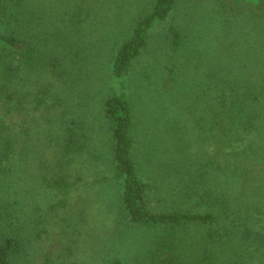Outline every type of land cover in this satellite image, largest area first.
Wrapping results in <instances>:
<instances>
[{"label": "trees", "instance_id": "1", "mask_svg": "<svg viewBox=\"0 0 264 264\" xmlns=\"http://www.w3.org/2000/svg\"><path fill=\"white\" fill-rule=\"evenodd\" d=\"M94 214L151 234L135 264H264V0H0V264Z\"/></svg>", "mask_w": 264, "mask_h": 264}, {"label": "rangeland", "instance_id": "2", "mask_svg": "<svg viewBox=\"0 0 264 264\" xmlns=\"http://www.w3.org/2000/svg\"><path fill=\"white\" fill-rule=\"evenodd\" d=\"M159 31L160 26H156L153 31L154 39L159 38ZM144 64L146 62L142 61L138 63L137 68L141 70V65ZM124 82L127 93L135 103L138 114V125L141 130V133L139 132L140 138L145 140V142L150 139L157 140L159 143L158 148L161 149L163 139L167 136L163 131L164 126L160 120L161 110L164 107L162 99L160 100L158 95L150 96L152 95L150 92L147 94V84L142 80H138L136 76L135 79H126ZM162 98L167 102L170 96L165 99L163 95ZM155 126L158 128L155 129ZM143 148L149 149L144 144L142 151H140L142 155L145 154V152L143 153ZM91 212H94V209ZM94 213L97 212L95 211ZM95 217L89 218L90 220L88 219L87 224L78 222L77 219V221H71L72 225L60 224L59 229H62L59 231L61 259L58 262L61 264H104V258L116 256L123 258L129 264H135L133 257L139 256L145 250L150 242L151 234L130 226L124 227L125 225L120 224H115V227L112 223L106 225L103 222V225L99 222V217L97 215ZM94 219H98V223L94 222ZM118 228L120 229L118 230ZM36 257L35 262H38L40 255Z\"/></svg>", "mask_w": 264, "mask_h": 264}]
</instances>
